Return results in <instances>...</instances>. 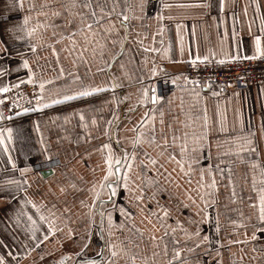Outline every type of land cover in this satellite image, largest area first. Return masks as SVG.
Wrapping results in <instances>:
<instances>
[{"label":"snow or ice","instance_id":"1","mask_svg":"<svg viewBox=\"0 0 264 264\" xmlns=\"http://www.w3.org/2000/svg\"><path fill=\"white\" fill-rule=\"evenodd\" d=\"M150 2L0 0V264H264V109L214 82L264 60V3Z\"/></svg>","mask_w":264,"mask_h":264},{"label":"crops","instance_id":"2","mask_svg":"<svg viewBox=\"0 0 264 264\" xmlns=\"http://www.w3.org/2000/svg\"><path fill=\"white\" fill-rule=\"evenodd\" d=\"M171 2V0H170ZM179 2H189V3H195L196 0H179ZM247 0H239L240 5L242 6L244 3H246ZM262 3H264V0H261ZM159 5V0H151L150 6H149V11L153 12L155 7H158ZM201 9L197 8H190V9H173L172 13L173 15H184L187 18L185 19L184 23L188 26L190 29L193 24L197 26V39L201 43L202 47H208V46H213L216 44V34H215V29L208 27L203 20L200 19V12ZM154 14V13H153ZM169 13L165 11V15L167 16ZM215 14V12H213ZM249 14L251 15V9L249 10ZM165 25L168 27L169 32L166 34L165 39H164V46L167 47V45L173 40L175 37V26L174 22L165 20L164 21ZM207 34V39H205V35ZM185 44L187 45L188 43V37L187 34L185 33ZM251 54V53H249ZM171 70L173 71H184L186 66L183 64H176V65H170L167 64ZM82 71V70H81ZM54 73H49V75H52ZM261 84L259 85H253L249 86L245 89L238 90L241 93V100L240 103L243 104L244 106V112H245V117L246 118H253L256 125L259 126L260 122V115L262 109H264V96H261V93L259 91ZM215 90V89H213ZM123 91H127V89H124ZM230 93H225V95H230ZM123 94V92H121ZM202 95L207 96L209 106H213L215 103V98L211 97L210 91L207 88L202 89ZM108 96L106 93H101L98 94L95 98H89V102L95 103L97 106H99L103 100ZM179 96V93H178ZM246 97V100L244 99ZM82 102L76 101V102H71L73 106H79ZM226 103V101L222 98L221 99V104L222 106ZM233 105H235L236 101L233 99ZM126 105H122V109H126ZM62 106H55L52 109H45L44 110V117L46 118L47 116L50 115H56L61 112ZM37 115H27L23 116L20 118H17L14 123H22L25 127L26 130H30L31 124L30 121L35 119ZM57 123H60L59 121ZM75 121H73V124ZM69 129L72 127V125H67ZM46 129H51L52 135L51 139L53 142H55L56 139V133L59 132V129H57L54 125L48 124L46 125ZM130 135V133H128ZM34 137V134H33ZM24 161V157L20 156L18 163L22 165ZM47 172V171H46ZM48 179H51V176H48ZM3 206L0 205V209H2ZM243 211L247 212V209H243ZM222 223H225V221L222 219ZM241 231H243L241 229ZM238 246H233V251H236ZM227 252H225V258L227 259ZM33 258H35V254H33Z\"/></svg>","mask_w":264,"mask_h":264},{"label":"built area","instance_id":"3","mask_svg":"<svg viewBox=\"0 0 264 264\" xmlns=\"http://www.w3.org/2000/svg\"><path fill=\"white\" fill-rule=\"evenodd\" d=\"M186 74L194 76L195 73L190 69L185 68ZM237 75H242L244 80L241 81L240 85L237 86L235 83V77ZM231 78V80H230ZM218 81L220 83L231 82L232 87L225 90V93H230L233 91H238L245 89L249 86L259 85L264 83V60L258 59L255 61H243L238 65H233L229 67L219 68L214 73V82ZM26 87L27 91H31L30 86ZM22 104L26 103L24 100L21 101ZM29 115H38V114H29ZM46 171V170H45Z\"/></svg>","mask_w":264,"mask_h":264},{"label":"water","instance_id":"4","mask_svg":"<svg viewBox=\"0 0 264 264\" xmlns=\"http://www.w3.org/2000/svg\"><path fill=\"white\" fill-rule=\"evenodd\" d=\"M45 175H47V172H45Z\"/></svg>","mask_w":264,"mask_h":264}]
</instances>
